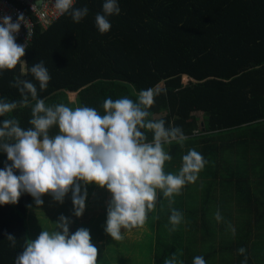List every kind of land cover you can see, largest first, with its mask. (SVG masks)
<instances>
[{
    "label": "trees",
    "instance_id": "trees-1",
    "mask_svg": "<svg viewBox=\"0 0 264 264\" xmlns=\"http://www.w3.org/2000/svg\"><path fill=\"white\" fill-rule=\"evenodd\" d=\"M104 2L75 0L74 8L89 9L79 23L65 13L47 29L37 24L21 62L12 70H0V99H20L18 89L10 87L14 77H19L36 85L38 97L46 105L63 103L60 92L66 91L79 96L80 107L95 108L103 115L102 105L108 98L136 101L140 90L158 88L147 119L164 120L166 128L180 127L186 137L183 146L175 141L170 144L172 159L165 162V174H177L183 155L190 149L206 160L197 183L182 187L180 193L183 191L186 201L180 203L183 207H207L201 214L204 225L217 211L229 209L232 220L231 210L240 209L252 226L244 241L236 245L231 241L230 248L226 247L228 255L219 256L220 263L242 264L245 256L238 250L244 248L247 264H264V252L255 258L246 244L254 243L252 220L256 227L264 222V0H117L120 14L108 17L111 29L101 34L95 17L102 13ZM41 60L51 77L43 91L30 72ZM69 107L74 109L71 104ZM7 118L16 119L27 129L31 127V107H18L0 116V127ZM141 131L150 142L152 132ZM58 132V126L49 129L50 136ZM5 162L11 164L0 151V169ZM253 163L255 171H250ZM14 172L20 174L19 170ZM251 176L257 178L256 185ZM214 180L220 182V190L212 201L209 190ZM177 196L171 198L173 206L168 198L162 201L160 197L158 208L164 212L152 215L149 225L157 242L154 249L169 245L171 252L177 253L171 238L179 246L185 239L184 246L189 248L188 237L177 229L170 231L171 225L166 223L171 209L177 208ZM49 203L45 201L44 210ZM37 206L25 192L16 204H0V264H15L25 239L31 240L29 214L34 207L38 211ZM70 212L63 209V213ZM181 213L182 226L190 229L192 219ZM259 232L264 233V227ZM5 233L16 238L15 247L10 246ZM154 264H161L158 252L154 253Z\"/></svg>",
    "mask_w": 264,
    "mask_h": 264
},
{
    "label": "clouds",
    "instance_id": "clouds-1",
    "mask_svg": "<svg viewBox=\"0 0 264 264\" xmlns=\"http://www.w3.org/2000/svg\"><path fill=\"white\" fill-rule=\"evenodd\" d=\"M54 7L61 14L68 13L75 23L89 12L86 6L74 8L73 0H55ZM102 10L96 14L95 24L104 34L111 29L108 17L119 15L120 8L117 0H105ZM24 20L23 13L18 14L15 22L9 15L0 18V70L14 69L25 55V45H18L14 36ZM30 72L39 82V89L46 90L51 77L44 61L34 63ZM10 87L18 89L20 99H0V116L18 107H31V127L22 128L14 118L5 119L0 127V151L11 161L0 169V204L18 203L22 192L30 194L37 205L44 203L42 196L48 193L62 204L71 189L74 215L80 217L85 210L87 189L81 195L77 182L95 183L112 194L105 231L118 241L123 238L121 228L131 231L144 226L148 213L156 207L158 189L173 203L171 198L179 195L187 183H195L206 164L200 153L190 149L182 157L179 172L165 174V162L172 157L165 152L164 145L175 141L183 146L186 137L180 127L166 128L164 120L147 119L158 88L140 90L136 101L128 97L115 101L108 98L103 102L101 115L87 106L73 109L63 103L46 105L38 97L36 85L19 77H14ZM53 126H58L59 132L50 136ZM141 129L152 132L150 142ZM14 170L20 174L16 175ZM215 219H222L219 211ZM182 221L183 214L172 208L170 231H176ZM70 223L69 218L61 215L57 230L42 231L34 241L26 238L15 264H97L98 249L91 243L90 231L80 228L70 235ZM5 237L11 247L16 246L12 234L5 233ZM238 252L245 256L242 264H247L246 249L240 248ZM164 264L182 262L174 253ZM193 264L206 261L196 256Z\"/></svg>",
    "mask_w": 264,
    "mask_h": 264
},
{
    "label": "rangeland",
    "instance_id": "rangeland-1",
    "mask_svg": "<svg viewBox=\"0 0 264 264\" xmlns=\"http://www.w3.org/2000/svg\"><path fill=\"white\" fill-rule=\"evenodd\" d=\"M60 97L63 98V103L65 104L67 101L68 104L74 108L80 107V99L79 96L76 93H70L66 91L60 92ZM198 133V132H197ZM170 144L164 145V150L169 154L171 151ZM250 163V161L248 162ZM226 164H223V170L224 166ZM165 166V165H164ZM254 168V163L250 167V171H252ZM165 170V169H164ZM256 174V172H254ZM251 182H253L256 185L257 178L250 177ZM209 180V179H208ZM262 181V180H261ZM81 185V195L84 193V189H87V199L85 202V210L82 216L77 217L74 215V205L72 201V190L70 189L68 194L66 195L64 202L61 204L53 199V195L51 193H48L44 196V203L42 205H38L36 208H38V211H32V213L29 214V228H30V234H31V240L34 241L42 231H49L50 233L57 230L56 223L59 220V217L61 215H64L65 217L69 218L72 223L69 225V234L75 233L80 228H86L90 231L91 236V243L97 247L98 249V259L97 264L101 263V255L105 254V243H106V235L108 233L105 231L106 222H107V215H108V208L110 201L112 200V194L107 190V188H101L99 185L92 183V184H85L83 181H78ZM197 182H195L196 184ZM209 183L206 182V186L208 187ZM184 188V187H183ZM185 189V188H184ZM187 189V188H186ZM220 190V182L217 180L213 181L212 188L209 190V193H211L210 199L213 201L214 195H216V190ZM183 191L177 196L178 201L176 200V210L179 212H185L188 213V216L191 221L189 223L191 224V228L187 229L182 226V223L177 227V230H179V234L184 233L185 236L188 237V245L189 248L186 249L187 242L184 239L183 246H179L175 243L177 254L179 256V260L182 262V264H193V259L196 256H202L206 264H221L219 260L220 257H224L228 255L229 249L226 247H229L232 245L231 241L235 243H240L241 241H244V235L247 233V231L251 228L247 222H249L245 216L242 215L240 212V209H230L231 213L234 212V218L230 220V211L229 209L220 212L222 219L220 221H217L215 219V214L210 218L208 223L204 225L203 216L201 215L204 211L207 210V207H204L202 209V206L199 204H189L185 205V207L182 206L180 202L186 201L183 200ZM185 198L187 195H184ZM43 197V196H42ZM160 197L162 198V201H164L165 197L163 196V193L161 190H157V201H156V207L153 211L148 213V218L146 222H150L152 219V215H158V213H163L164 210L162 208H158ZM207 198V196H205ZM103 200V201H102ZM192 203V200L189 199ZM207 199H203V201H206ZM45 201L50 202L48 207L44 210ZM167 201V199H166ZM105 203V207L102 208L101 203ZM175 205L173 202L171 206ZM59 209V211H55V209ZM33 209V207H32ZM63 209H66V211H71L70 213H63ZM105 210V211H104ZM216 213V212H215ZM159 219L158 216H156L155 222ZM246 219V220H245ZM167 224H170L169 221L166 222ZM203 223V225H201ZM253 232L251 239H254V243L252 244L249 242L247 244L249 252L251 256L257 257V254H262L264 252V233H260L259 229L264 227V222H261L259 226L256 227L255 222H253ZM95 225V226H93ZM171 227V226H170ZM233 229L235 230L233 232ZM62 232V229H58ZM184 230V232H182ZM258 231V232H257ZM123 234L126 233V235H123L124 237H127L129 245L126 242V246L129 248L130 257L129 260L126 259L125 253L122 254L119 257L120 264H141V258H138L137 261H134L132 259L137 258L135 256V251L137 250L138 254H141V249H138V245L141 247V240L145 239L146 237H149L148 234L151 233L149 229V225L146 224L144 227H137L133 228L131 231L127 229L122 230ZM260 233V234H259ZM259 234V235H258ZM190 236V238H189ZM105 240V242H100ZM94 241H99V243L94 244ZM225 244L224 248L221 249V245ZM123 246L121 242H117L115 246ZM171 247L169 245H159L158 249H154V253L158 252V262L161 264H164V261L171 257L172 253ZM137 247V248H136ZM135 250V251H132ZM214 255L213 252H215ZM132 253V254H131ZM253 253V254H252ZM161 256V259H160ZM147 258H149L147 256ZM126 259V261H125ZM125 261V262H123Z\"/></svg>",
    "mask_w": 264,
    "mask_h": 264
},
{
    "label": "built area",
    "instance_id": "built-area-1",
    "mask_svg": "<svg viewBox=\"0 0 264 264\" xmlns=\"http://www.w3.org/2000/svg\"><path fill=\"white\" fill-rule=\"evenodd\" d=\"M40 1L39 4V0H0V18L9 15L15 22L18 14L23 13L25 20L21 23L20 31L14 33V36L18 45H25V50L34 38L37 24L47 29L65 14H61L54 7L55 0Z\"/></svg>",
    "mask_w": 264,
    "mask_h": 264
},
{
    "label": "crops",
    "instance_id": "crops-1",
    "mask_svg": "<svg viewBox=\"0 0 264 264\" xmlns=\"http://www.w3.org/2000/svg\"><path fill=\"white\" fill-rule=\"evenodd\" d=\"M146 224L149 225V222H145L144 226ZM93 226H95V225H93ZM103 228H106V226ZM123 229L124 228H121L122 236L126 235V233L123 234V232H122ZM149 229H150V225H149ZM148 236L149 237H146L145 239L141 240V247H140V245H138V249H141V254H138L137 250L136 251L132 250V251H135L134 255L137 256V258L132 259V260L137 261L138 258H141V264H154V248H155V246H157V242L155 239V243H154L155 237L152 238L151 234H148ZM126 238L127 237L123 236V238L121 240H118L119 242H121V244H123V246L121 247L120 245L115 246L118 241L114 240L110 234L106 235V243H105L106 244L105 245L106 251H105V254L101 255V263L102 264H120L119 257L124 253L126 254V255H124V256H126V259L129 260V257H130L129 248L126 246L125 241L127 240L128 245H129L130 241ZM171 239H170V242H171V244H173L174 242H172ZM152 240H153V242H152ZM100 242L103 243V242H105V240L100 241ZM93 243L97 244V243H99V241H94ZM175 252L176 251H174L173 253H175ZM147 256L149 258H147ZM126 259H125V261H126ZM125 261H123V262H125ZM128 264H130V263L128 262Z\"/></svg>",
    "mask_w": 264,
    "mask_h": 264
},
{
    "label": "water",
    "instance_id": "water-1",
    "mask_svg": "<svg viewBox=\"0 0 264 264\" xmlns=\"http://www.w3.org/2000/svg\"><path fill=\"white\" fill-rule=\"evenodd\" d=\"M39 4L41 3V1L39 0V2H38Z\"/></svg>",
    "mask_w": 264,
    "mask_h": 264
}]
</instances>
